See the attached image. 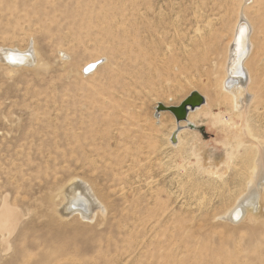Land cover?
Instances as JSON below:
<instances>
[{
  "label": "rangeland",
  "instance_id": "rangeland-1",
  "mask_svg": "<svg viewBox=\"0 0 264 264\" xmlns=\"http://www.w3.org/2000/svg\"><path fill=\"white\" fill-rule=\"evenodd\" d=\"M243 16L250 80L230 94ZM195 92L173 144L187 123L156 108ZM262 159L264 0H0V210L20 219L0 264H264V178L230 217ZM75 186L89 203L65 211Z\"/></svg>",
  "mask_w": 264,
  "mask_h": 264
},
{
  "label": "bare ground",
  "instance_id": "bare-ground-1",
  "mask_svg": "<svg viewBox=\"0 0 264 264\" xmlns=\"http://www.w3.org/2000/svg\"><path fill=\"white\" fill-rule=\"evenodd\" d=\"M247 20L246 16H243L242 20L239 21L236 29H235V35L233 40V45L231 48V52L229 54V66L227 71V77L224 81V90L230 94H235L236 92H241L246 89V86L250 80L249 70L247 68L248 60L251 58L253 53V25ZM242 40H245L246 42V49L244 50V47L242 46L241 42ZM244 50V51H242ZM2 58L7 62L12 68L17 67H28L30 66L34 55L36 56V53L29 50L26 52L20 51V50H12V49H5L2 51ZM239 53H244V56L239 59ZM100 59L93 60L88 62L84 65L83 69L86 68L88 65L96 64L99 62ZM239 64V66H238ZM87 69H85L86 72ZM231 81V83H229ZM198 93V92H196ZM199 94V93H198ZM204 99V104L196 107L195 110L189 109V115L187 117L186 123L187 125H178L177 129L174 131L172 136L173 143H176L177 139L179 141V131L181 132L187 128H195V123L193 121H190V117L196 113L199 110H202L207 105V100L204 96L199 94ZM240 102L238 98H236V105L239 106ZM178 107V106H173ZM164 112V111H162ZM156 117H158L156 115ZM178 122V121H177ZM182 122V121H181ZM178 122V123H181ZM178 135V138H177ZM208 157V156H207ZM257 167L255 170V178L250 182V191H254V189L260 191L263 189V187L258 186L259 183L262 182V180L258 179V176H261L264 178V159L262 161H257L256 163ZM208 168V167H207ZM222 168V167H221ZM220 169V168H219ZM224 169V168H223ZM216 171V170H215ZM220 172V170H219ZM222 172V171H221ZM225 173V172H224ZM254 188V189H253ZM255 195H257V192L254 191V194L250 196L247 200H244L240 202L231 213V219L237 222L241 216L248 210L247 208H251V206L255 203L256 198ZM88 195L84 191H81L80 186H75L71 193L68 195V205L69 207L65 208V211L68 208H79L83 205H86L89 203V200L87 199ZM15 209V208H14ZM85 213H89V209L86 208ZM229 213V214H230ZM20 219L16 211L12 208L8 207L7 201L4 202L3 207L0 210V232L1 233H9L12 234V232L16 229V227L19 225Z\"/></svg>",
  "mask_w": 264,
  "mask_h": 264
},
{
  "label": "water",
  "instance_id": "water-1",
  "mask_svg": "<svg viewBox=\"0 0 264 264\" xmlns=\"http://www.w3.org/2000/svg\"><path fill=\"white\" fill-rule=\"evenodd\" d=\"M242 46L244 47V50L246 49V42L245 40H242L241 42ZM242 50V51H244ZM239 59H241L244 56V53H239ZM100 64V63H99ZM99 65H93L89 68H87L86 73H91L92 71L95 70ZM239 66V64H238ZM231 83V81H229ZM204 104V99L201 97L198 93H192L180 106L178 107H166L162 104H159L158 107L156 108L157 113H161L162 111L164 112H170L172 113L176 120L178 122L184 121L187 119L189 115V109L195 110L196 107ZM174 144V143H173Z\"/></svg>",
  "mask_w": 264,
  "mask_h": 264
}]
</instances>
